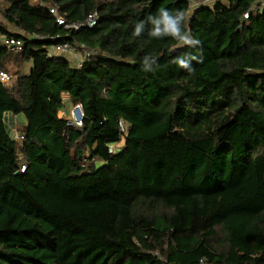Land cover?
<instances>
[{
	"label": "trees",
	"instance_id": "1",
	"mask_svg": "<svg viewBox=\"0 0 264 264\" xmlns=\"http://www.w3.org/2000/svg\"><path fill=\"white\" fill-rule=\"evenodd\" d=\"M193 1L0 0V264H264V5ZM160 8L201 44L150 37Z\"/></svg>",
	"mask_w": 264,
	"mask_h": 264
},
{
	"label": "built area",
	"instance_id": "2",
	"mask_svg": "<svg viewBox=\"0 0 264 264\" xmlns=\"http://www.w3.org/2000/svg\"><path fill=\"white\" fill-rule=\"evenodd\" d=\"M215 0H211V1H206V0H201V3H207V2H212ZM259 2L264 5V0H259ZM254 8L256 7V5L253 6ZM51 13H55L54 9L50 10ZM245 18L248 17L247 14L244 15ZM59 24H64L66 28H74V29H80L84 26H89V27H93L94 25H96L97 20H98V15L97 13L94 14H90L86 21L83 23H76V22H66L65 18L63 16H58L57 18ZM0 40L3 41L7 46H9L11 49L13 50H21L22 49V41L18 38L15 37H4L2 35H0ZM51 52L52 53H56V54H70L71 55V59H73L75 61V63L78 66H81L83 64V62L91 57V55L94 53L93 50L82 46L81 49H79L78 47H74L71 44H69L68 42H62L56 45H53L51 47ZM12 75L5 72V71H0V80L5 83V84H10L11 80H12ZM80 111V115L78 116L76 113V110ZM69 114L70 116H68L67 120H68V125L70 126H75V127H80L82 126L83 123V112L81 109V105L79 103L74 104L71 109L69 110ZM14 137L15 139L21 141L23 140L24 136L21 132L16 131L14 133ZM26 169V167L23 165L21 167V172H24ZM201 264H208L205 262H202Z\"/></svg>",
	"mask_w": 264,
	"mask_h": 264
},
{
	"label": "clouds",
	"instance_id": "3",
	"mask_svg": "<svg viewBox=\"0 0 264 264\" xmlns=\"http://www.w3.org/2000/svg\"><path fill=\"white\" fill-rule=\"evenodd\" d=\"M185 14L183 11L177 10L175 13L160 8L158 15L149 16L147 22L150 23L151 28L149 29V36L153 38H163L166 36L172 37L178 42V45H200L201 41L195 38L190 30L184 27ZM145 28V22L141 21L135 24L133 35L141 36L142 31ZM195 58V57H193ZM173 63L177 64L180 68H188L189 65L184 59L173 60ZM190 71H192L190 69Z\"/></svg>",
	"mask_w": 264,
	"mask_h": 264
},
{
	"label": "rangeland",
	"instance_id": "4",
	"mask_svg": "<svg viewBox=\"0 0 264 264\" xmlns=\"http://www.w3.org/2000/svg\"><path fill=\"white\" fill-rule=\"evenodd\" d=\"M194 1L192 4L193 6L197 5V3L198 4L201 3V0H197L196 2H194ZM65 56H69V54H65ZM25 67H26V72H27L29 70V64H28V67H27V65ZM12 71H14V70L12 69L11 73H13ZM15 79H16L15 76H13L10 84L15 83ZM76 113L78 116L80 115V111L78 109L76 110ZM15 116H18L19 118L17 117L15 119V118H13L12 115L7 116V124L9 126V128L11 129V131L19 130L20 126L23 125L25 122V118L23 115L19 114V115H15ZM68 116H70L69 112H68L67 118H68ZM122 128H123V131L127 134L128 130H129V125L126 122H122Z\"/></svg>",
	"mask_w": 264,
	"mask_h": 264
},
{
	"label": "crops",
	"instance_id": "5",
	"mask_svg": "<svg viewBox=\"0 0 264 264\" xmlns=\"http://www.w3.org/2000/svg\"><path fill=\"white\" fill-rule=\"evenodd\" d=\"M63 55H65V54H63ZM68 58H70L71 59V55L69 54V56H67ZM70 109V106H69V108L68 109H66L67 111H64V110H62V111H60V116H62V117H65V118H67V115H68V110ZM9 116V115H8ZM13 116V118H17L18 116H15V115H12ZM19 118V117H18ZM6 120H7V117H6Z\"/></svg>",
	"mask_w": 264,
	"mask_h": 264
},
{
	"label": "water",
	"instance_id": "6",
	"mask_svg": "<svg viewBox=\"0 0 264 264\" xmlns=\"http://www.w3.org/2000/svg\"><path fill=\"white\" fill-rule=\"evenodd\" d=\"M206 1H211V0H206Z\"/></svg>",
	"mask_w": 264,
	"mask_h": 264
}]
</instances>
